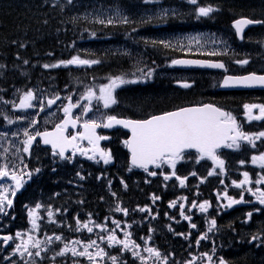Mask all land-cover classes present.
<instances>
[{
    "label": "snow or ice",
    "instance_id": "1",
    "mask_svg": "<svg viewBox=\"0 0 264 264\" xmlns=\"http://www.w3.org/2000/svg\"><path fill=\"white\" fill-rule=\"evenodd\" d=\"M197 0H191V3L195 4ZM214 9L209 7H200L198 9V14L200 16H208L212 13ZM103 22V21H101ZM123 22H127L125 18ZM108 23H112L111 20ZM253 23H264V21H253L247 18L238 19L235 21V28L241 34L244 31V28ZM27 63V61H25ZM98 63L96 60H84L79 56H74L67 61H60L59 64L43 65L44 68H55L60 65H89ZM173 64L177 65H203L206 62L199 60H174ZM238 64H247L248 60H240L237 61ZM209 67L213 68H224L223 63H211L208 64ZM151 75V72L148 73ZM135 81H129L124 79L121 76H116L110 79L109 83L101 85L99 87V95L96 94V90L89 88L83 94L82 99L87 101V104L83 108V114L86 115L88 112L92 111V101L95 100L97 103L102 102L104 108H109L112 105L117 103V100L114 97V91L116 88L121 85L127 83H134ZM256 85L264 86V75H257L256 73H251L245 76H225L223 80V86H242V87H253ZM185 88L190 87L191 85L188 83H183L182 85ZM36 99L35 94L32 91H27L23 94V98L20 100V103L16 105L21 109H28L34 107L33 100ZM60 97L56 96L54 99L48 100V105L55 104ZM69 103L63 108V112L65 114V119L57 124L52 131H37L34 135H30L27 131H25L24 135L27 137L24 141L26 147H24V152H29L30 148L34 141H36L37 137L43 138V143L47 145H51L53 150H58L59 155L63 158L65 156L66 151L71 148L73 153L79 152L82 155H88L90 152L92 155L90 159H96L97 155L105 164H108L112 160V155L110 151H106L105 149L100 147V141L107 140V136H102L97 134L98 128H112L116 125H122L124 128L131 130V137L124 141V144L127 145L131 149V163L135 167H139L144 169L146 172L149 169L150 165H154L157 168L162 167L163 165H168L171 167L172 171L170 174L164 175V180H171L173 177H176L179 180L180 185L184 186L187 177H179L176 174V165L178 162L185 159V153L189 149H195L199 154V159L208 158L212 160L220 169L224 168V161L217 155V150L222 147L227 148H239L240 141H247L253 147L255 146V142L264 138V132H259L255 134H247L239 129V125L237 124L236 118L229 112L225 111L222 108H219L213 104H204L200 106L193 107H183L179 108L175 111H170L163 113L161 115H154L148 119L144 120H132V119H120L114 115H108L105 121L98 122L95 119H86L83 122V132H77L74 135H68L67 131L69 126L75 127L80 122V117L77 116L73 118L72 110L73 108L80 107V103L73 104L71 103V97H68ZM244 108L247 110V116L249 120H264V105H254V104H246ZM259 109L258 115H253V110ZM43 111V107L40 109ZM12 123V121H9ZM35 124V121H33ZM6 135V133L4 134ZM87 140L90 145L89 148L80 147L79 141ZM253 164H259L262 168H264V153H261L258 156H253L252 158ZM241 164L244 161L240 162ZM38 172L39 169H36ZM216 172L214 168L208 175H213ZM11 174V179L15 181V189H20L24 183V177L18 175L17 172L13 169L11 173L8 170V165L4 164L0 167V178L8 177ZM151 176H156L157 172L152 171L149 173ZM30 177L31 173H26ZM191 175H196V173H192ZM244 179L241 180L238 184L234 181L237 187H244L246 184H249L250 178L249 174L245 172ZM258 182H264V177L261 178ZM126 187V185H125ZM11 189L9 187L3 188L0 191V213H5L7 208L12 207V199L9 198L8 192ZM12 195H15V190H11ZM251 191V189H249ZM115 195V193H113ZM227 196V193L224 194ZM253 195L256 196V199L264 204V191L257 189ZM228 198V207L233 204L243 202V196L240 197L239 200H236L232 197ZM159 197L153 196V201L158 200ZM186 199V198H182ZM176 201L171 203V207H176ZM41 205H36V208H40ZM192 207H199L201 212H206L209 207V202L205 201L199 205L195 203L192 204ZM117 212H123L127 215V209L117 207L115 209ZM141 211H150V209H141ZM29 215L32 217V225L33 228L38 227L37 225V213L35 209L29 211ZM49 216H52L53 213L51 211L48 212ZM181 215L184 216L185 220H191L190 216L184 215L183 206H181ZM251 213H248L249 218L251 217ZM97 227H104L103 225H96ZM118 226V225H117ZM216 226V221H210V227L208 231H212ZM83 227L87 229L88 232H92L93 229L88 226L87 223L83 224ZM192 228H195L196 225L192 224ZM130 236L131 234H126ZM16 236L22 237V234L17 232ZM202 239L207 238V233ZM258 237L253 236L252 239L256 240ZM13 239L12 236L3 237L5 243L11 241ZM57 240L61 239L59 236L56 237ZM108 240L114 244H122L125 249L129 247V245H133L138 248L139 245H135V243L131 240H119L115 233L108 236ZM49 242H51V238H49ZM73 245L82 243L81 241L72 242ZM199 243V241H197ZM41 244L40 240H34L31 235H28L27 240L21 238V242L15 245V252L23 255L24 253H28L29 256L32 253L29 251V245L32 247L39 248ZM96 246V241H90L84 244L83 251H77L75 246L69 247L68 244L64 245V248L58 252L56 255L63 256L68 252H71L72 256H86L89 260L94 259L95 257H99L105 255L104 250L100 249L97 246V251L92 253L89 251L90 248ZM148 253L154 255L156 257H160V252L154 248L146 249ZM40 253L37 252L38 256ZM134 255L139 256L138 252H134ZM208 256L207 253L203 254ZM113 261L116 260V257H111ZM212 257L208 256V261L211 262ZM189 264H192L190 261ZM221 264H224L221 261Z\"/></svg>",
    "mask_w": 264,
    "mask_h": 264
},
{
    "label": "rangeland",
    "instance_id": "2",
    "mask_svg": "<svg viewBox=\"0 0 264 264\" xmlns=\"http://www.w3.org/2000/svg\"><path fill=\"white\" fill-rule=\"evenodd\" d=\"M238 1L241 2V0H225L227 3H238ZM207 5L208 4L206 2H201L200 4L196 2L193 4L191 1L186 0L185 3H181L179 1L177 6H173L169 1L165 0H142L133 6L134 11L132 12L129 10H123L118 6L105 5L104 2L98 3L87 10V15L91 20H99L103 22L111 20V24H115V30L113 33L117 35L115 37L116 51L123 52V55L134 57L139 62L145 63L143 66L144 71L142 72V75L145 78L143 84L145 82L154 81V76L159 78V81L154 82L155 88L151 91H148L145 94H141V92H132L129 95L123 96V101H126L127 98L142 100L159 98L161 104H165L166 99L156 96V94H151L152 92L157 93L164 91L167 95H173V97H184L182 105L200 102L201 98L199 97H186L184 94L185 92L175 86L176 83L178 81L186 80L194 81L203 75L214 77L215 74L211 72H204L203 70L186 68L174 69L171 65L172 59L178 52L189 53L202 51L209 54L222 52L228 50L230 48L231 41L234 42V40L227 31H221V36H219L214 33L203 32L204 28L202 27L191 30V35L186 37V34L182 29L168 25L167 21L174 17L175 14H181V17L175 21L177 24L182 23L186 17H193L198 20L201 17L198 14V9L200 7H206ZM258 8L261 9V7ZM125 18L127 19L126 23L123 22ZM120 39L126 42H132L139 46L143 52L147 54L150 62L144 58V55L134 51L133 49H126L124 46L119 45L120 41L118 40ZM150 43L155 44L153 45ZM243 46H251L252 48H248L247 51H237L238 47L236 46L231 48L233 51L231 52L230 57L236 65L233 70L242 71L244 68L242 65L238 64L237 61L245 60L246 58L249 59L255 68H258V70H264V63L262 62L264 60V31L255 30L252 32V34L248 36L245 44L240 45L239 47ZM255 48L257 49V52L254 51ZM97 51V48L91 47L89 52L90 54H94ZM161 51L163 52L161 53ZM254 55L258 56L256 61L252 58ZM59 67L63 71L66 70V67L63 65H60ZM149 72H151L150 76L148 75ZM133 75L137 76L139 74L135 73ZM95 80H97L96 77H91L89 79L76 81L77 87L82 89L77 92L78 102L81 106L76 107V115L81 116L83 108L87 104V101L82 99V96L87 89H95L96 94L99 95V87L109 83L110 81L109 80L104 84H95ZM135 85L136 83L130 84L125 89H134ZM194 90L197 93L202 91L199 87ZM55 95L56 93L53 92L50 94V98H53ZM39 96L40 99L37 105L35 102L33 103V105H36L38 108L36 111H22L23 109L17 106L15 107V98H13L11 101L12 105H14L12 110H19L18 121H12V124L9 127L2 128L3 131L0 129V163H6L10 166V168H12V170H21L24 163L27 162V152L23 151L24 147H26L24 141L27 138L24 135L25 131H27L30 135H34L41 129L53 126L64 116L63 109L59 108V104L56 108H48L44 102L45 95L39 93ZM41 107H43V111L40 110ZM91 107L93 109L96 108L97 112L90 115L89 119H95L98 122L105 121L108 115H120L122 113L121 106H119L115 111H112L109 110L111 106L109 108H104L102 102L97 103L95 100L92 101ZM33 121H35V124H33ZM5 133L6 135L4 136ZM41 149L42 148L40 146L34 149L32 157L43 158L49 156L46 149ZM123 150L124 144L120 145L119 143L115 147L117 156L122 163L126 161V154ZM42 151H44L43 154ZM91 155L92 154L90 153L87 156L90 157ZM52 156H54V154H52ZM92 160L96 162V159ZM101 163L105 164L103 160ZM33 172L35 174L37 171L33 170ZM262 184H264V182H262ZM0 187L6 188L9 187V185L2 184ZM254 190H256V187ZM203 236V234L190 235L187 233L185 240H192ZM256 236H259V234ZM215 237V231H211V234L208 235V238L210 239H214ZM227 237L230 238V236Z\"/></svg>",
    "mask_w": 264,
    "mask_h": 264
},
{
    "label": "trees",
    "instance_id": "3",
    "mask_svg": "<svg viewBox=\"0 0 264 264\" xmlns=\"http://www.w3.org/2000/svg\"><path fill=\"white\" fill-rule=\"evenodd\" d=\"M129 1L130 0H121V2L124 4L128 3ZM39 2L42 8L54 14V22L58 31H63L69 37L71 42H74L75 44L82 43V37H80V39H82L79 42H76L79 39L77 35L80 32V27H83V25L88 23V21L84 20L81 15L80 17L77 16V11L79 12L82 9H87L90 7L93 3V0H39ZM224 6L229 10L256 12L252 4L244 6L240 5L239 3H234ZM220 18L222 19V16H220ZM46 23L47 13L34 6L31 0H8L5 3L0 0V48L3 50L5 55L10 54V47L14 50L24 53L21 51V48L23 45H25L26 41L27 43H39L33 48L35 53H44L45 49L50 48L51 54L54 55L56 53L54 32L47 31L48 26ZM30 31L34 32V36H28ZM66 45H68V43H66ZM74 56L75 52L73 51L71 55L65 60L67 61ZM7 58L8 57H6V59ZM108 59L110 60L111 57H108ZM4 62L5 59L0 54V87L4 82ZM113 62L116 65H120L122 60L115 57ZM19 64L23 67L22 61H20ZM67 67L68 66H66V68ZM103 68L104 67H101L97 70L91 69L89 74L93 75V77H97L95 75L98 73H104ZM62 77H64V74ZM63 83L66 86V80H63ZM151 94H156V96L166 99V105H175L180 103L179 99L174 98L173 95H167L164 91ZM128 103L132 106H135L137 109H141L149 106L156 108L161 104V101L159 98L149 100L134 98L132 102ZM128 182L132 188L135 186L133 181L128 179ZM47 189L48 188H44V190ZM91 200L97 202L98 198L94 197ZM259 222V226L264 227V220ZM251 255L252 253L247 252L245 253L244 258L249 261L252 258Z\"/></svg>",
    "mask_w": 264,
    "mask_h": 264
},
{
    "label": "bare ground",
    "instance_id": "4",
    "mask_svg": "<svg viewBox=\"0 0 264 264\" xmlns=\"http://www.w3.org/2000/svg\"><path fill=\"white\" fill-rule=\"evenodd\" d=\"M101 15H103V14H101ZM150 44H151V43H150ZM151 46H152V45H151ZM151 46H150V47H151ZM128 53H129V52H128ZM144 58L150 62V60H149L148 57L144 56ZM110 60H111V59H110ZM95 73H97V72H95ZM98 74H99V73H98ZM94 75H95V74H94ZM95 76H96V75H95ZM84 81H86V80H84ZM159 84H160V83H159ZM152 93H153V92H152ZM2 131H3V129H2ZM5 131H6V130H5ZM4 136H5V135H4ZM4 136H3V137H4ZM254 262H256V260L253 261V263H254ZM233 264H237V263L233 262Z\"/></svg>",
    "mask_w": 264,
    "mask_h": 264
},
{
    "label": "water",
    "instance_id": "5",
    "mask_svg": "<svg viewBox=\"0 0 264 264\" xmlns=\"http://www.w3.org/2000/svg\"><path fill=\"white\" fill-rule=\"evenodd\" d=\"M239 19H242V18H239ZM247 19H248V18H247ZM237 20H238V19H237ZM235 21H236V20H235ZM235 21H234V23H233L234 28H235ZM246 27H247V26H246ZM246 27H245V28H246ZM245 28H244V29H245ZM235 29H236V28H235ZM237 32H238V31H237ZM238 33L240 34V32H238ZM130 131H131V130H130ZM42 140H43V138H42ZM70 150H71V148H69L66 152H68V151H70ZM130 150H131V149H130Z\"/></svg>",
    "mask_w": 264,
    "mask_h": 264
},
{
    "label": "flooded vegetation",
    "instance_id": "6",
    "mask_svg": "<svg viewBox=\"0 0 264 264\" xmlns=\"http://www.w3.org/2000/svg\"><path fill=\"white\" fill-rule=\"evenodd\" d=\"M259 223H261V222H259ZM262 224H263V222H262ZM233 264V263H232Z\"/></svg>",
    "mask_w": 264,
    "mask_h": 264
}]
</instances>
